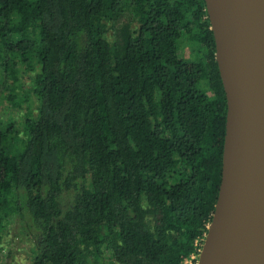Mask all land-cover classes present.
<instances>
[{"label": "trees", "instance_id": "1", "mask_svg": "<svg viewBox=\"0 0 264 264\" xmlns=\"http://www.w3.org/2000/svg\"><path fill=\"white\" fill-rule=\"evenodd\" d=\"M210 26L204 0H0V104H25L0 118V264L13 222L30 264L197 254L227 108Z\"/></svg>", "mask_w": 264, "mask_h": 264}, {"label": "water", "instance_id": "2", "mask_svg": "<svg viewBox=\"0 0 264 264\" xmlns=\"http://www.w3.org/2000/svg\"><path fill=\"white\" fill-rule=\"evenodd\" d=\"M204 3L227 108L220 185L196 264H264V0Z\"/></svg>", "mask_w": 264, "mask_h": 264}, {"label": "rangeland", "instance_id": "3", "mask_svg": "<svg viewBox=\"0 0 264 264\" xmlns=\"http://www.w3.org/2000/svg\"><path fill=\"white\" fill-rule=\"evenodd\" d=\"M19 76L20 82L22 85L27 87V83L24 78ZM26 78V77H25ZM4 84V82H3ZM1 84V86L3 85ZM24 86V87H25ZM6 87V86H5ZM5 87L3 88V92H5ZM1 88V87H0ZM25 104L22 108L11 107L7 101H3L0 104V118L1 120H6L11 117L15 123H18L24 115ZM4 244V256L6 257L7 264H30V255L32 249V242L28 238L27 233L24 230L23 223H12L9 226V232L3 238ZM197 258L190 262V260L186 264H196ZM106 264H111L110 262H106Z\"/></svg>", "mask_w": 264, "mask_h": 264}, {"label": "built area", "instance_id": "4", "mask_svg": "<svg viewBox=\"0 0 264 264\" xmlns=\"http://www.w3.org/2000/svg\"><path fill=\"white\" fill-rule=\"evenodd\" d=\"M203 240H204V238L202 239V242L199 244L200 246H199V248H198V252H197V254H192L190 258H188V259H186V260L184 261V264H186L189 260H190V262H191V261L195 260V259L198 257V254H199V252H200L201 246H202V244H203Z\"/></svg>", "mask_w": 264, "mask_h": 264}, {"label": "bare ground", "instance_id": "5", "mask_svg": "<svg viewBox=\"0 0 264 264\" xmlns=\"http://www.w3.org/2000/svg\"><path fill=\"white\" fill-rule=\"evenodd\" d=\"M263 83H264V81H263ZM229 244H230V241H228V242L226 243V249H228V247L230 246Z\"/></svg>", "mask_w": 264, "mask_h": 264}]
</instances>
